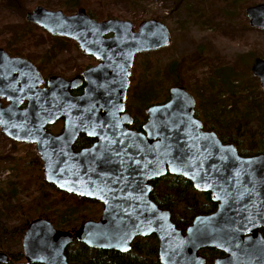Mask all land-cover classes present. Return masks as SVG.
Instances as JSON below:
<instances>
[{
    "label": "water",
    "instance_id": "water-1",
    "mask_svg": "<svg viewBox=\"0 0 264 264\" xmlns=\"http://www.w3.org/2000/svg\"><path fill=\"white\" fill-rule=\"evenodd\" d=\"M248 24L264 31V2L244 10ZM54 37L75 42L99 63L73 79L43 77L23 57L0 48V79L18 72L21 86L0 103V131L18 143L35 145L43 179L57 190L102 205L98 220H86L73 231L56 229L50 220L29 222L21 239L27 264H68L66 249L77 242L90 249L127 253L135 238L155 237L160 264H205L203 249L223 254L213 264H264V206L252 200L264 189V154L242 157L231 144L202 130L196 101L182 86H172L166 101L149 106L142 131L130 128L125 111L135 56L170 46L167 25L154 19L98 21L84 8L73 14L36 6L25 15ZM250 71L264 92V59H253ZM85 82L83 93L71 90ZM13 89V88H11ZM23 100L27 106L20 109ZM63 121L58 135L47 127ZM79 135L94 143L75 152ZM180 176L198 192L209 193L216 209L194 216L181 231L171 211L152 199L151 182ZM9 257L0 252V264Z\"/></svg>",
    "mask_w": 264,
    "mask_h": 264
},
{
    "label": "rangeland",
    "instance_id": "rangeland-1",
    "mask_svg": "<svg viewBox=\"0 0 264 264\" xmlns=\"http://www.w3.org/2000/svg\"><path fill=\"white\" fill-rule=\"evenodd\" d=\"M51 1L54 2L47 4L46 7L56 10L58 9L56 2L66 0ZM255 1L264 2L263 0ZM38 2V0H25L20 11H10L0 7V42L2 44H5L4 41L11 38L13 34L20 32L21 27H36L30 23H25V15L34 7L39 6L37 5ZM99 2L105 7V10L109 8L115 13L112 18L108 19L129 20L138 26L141 22L149 19L160 22V19L155 18L159 15L163 17L162 21L171 33L170 46L139 53L135 56L130 74V86H134L131 90L132 93L137 88L142 89L143 85L146 84L149 90L148 97L151 98L149 101H154L149 105L166 101L168 90L172 87L174 80L173 75L167 74V67L173 62L192 58L194 60L188 62L184 67L182 78L187 82L185 89L199 101V109L203 112L204 118L217 114L224 123L225 117L230 119L234 115H239L232 106V102L239 98L238 107L245 118L242 128H240V136L249 137L253 135L259 138L258 135L264 133V92L259 89V92L252 93L257 88L255 85L256 78L251 79L250 71L255 57L264 59V31L254 29L249 25V27H241L247 20L245 13L242 15L239 13L238 17L232 20L233 23L236 22L235 26L238 25L244 30L239 33V37H236L231 33H224L226 32L224 29L226 21L220 16L222 11L219 5L214 3V0H182L181 2L179 0H97V3ZM176 3L179 5L176 6ZM204 8H207L210 13L207 15L206 23L208 24V20H211L214 26H204L206 25V15L202 14ZM73 13H70L69 10L66 12V14ZM216 25L218 26L215 27ZM30 30L39 41V45L36 46L38 53L34 60H40L47 72L64 78H71L77 71L94 63L77 48L73 41L53 37L55 41L52 43L50 37L40 29ZM28 39L31 42V38ZM23 42L28 44V49L32 50V46L28 42ZM59 44H62V47ZM259 47L261 50H258V53L262 54L261 56L256 55L258 53L255 52V49ZM0 48L4 49L3 45ZM195 54L197 57L194 56ZM225 68H230L232 72L239 73L238 79H233L231 73L227 78L235 86L233 91L237 95L236 99H232L227 92L228 89L221 88L218 84L214 91L211 90L213 82L215 84L218 82L219 76L224 73ZM211 96L215 98V102L211 101ZM254 101L261 107L258 112H250L251 103ZM229 105L231 106L230 109H228ZM129 108L133 113L136 112L133 104ZM24 152H28L30 157L39 158L34 145L13 146L0 134V155L7 154L15 159ZM11 175L10 169H0V185ZM96 210L98 212L95 216L98 218L101 214L100 206L97 205ZM86 214L94 215L91 211H87ZM14 225L16 222H10V226ZM17 246L18 243H16L14 250H18L19 246Z\"/></svg>",
    "mask_w": 264,
    "mask_h": 264
},
{
    "label": "trees",
    "instance_id": "trees-1",
    "mask_svg": "<svg viewBox=\"0 0 264 264\" xmlns=\"http://www.w3.org/2000/svg\"><path fill=\"white\" fill-rule=\"evenodd\" d=\"M38 1L37 5L45 8H47V4L54 2L51 0ZM179 1L181 2L182 0ZM24 2L25 0H0V7L10 11H20ZM56 3L58 5V9L62 10L64 13L68 10L72 13L77 8L83 7L91 18L98 21L112 18L115 15V13L109 8H106L105 10V7L100 2L97 3V0H66ZM214 3L219 5L220 10L222 11L220 16L224 19V21H226V27H224L226 32L224 33H231L236 37H239V33L244 31L241 27H249L247 20H243L244 23L241 27L238 25L235 26L236 22L233 23L232 20L237 18L239 13L242 15L246 7L258 4L259 1L214 0ZM178 5L179 4L176 3V6ZM207 8L209 9L208 6ZM207 8L202 10V14L206 15L205 24L207 26H214L211 23V20H208V24L206 23L207 15H210ZM155 18L160 19V21L163 22L162 16L158 15L155 16ZM217 26L218 25L215 27ZM34 28L35 27H21L20 32L13 34L11 38L4 41L5 44L0 42V46L3 45L4 49L9 51L12 55H24L34 61L33 53L35 52L33 51L37 49H33L32 47L31 53V50H29L23 42H29V37L31 38V42L33 41L35 34L32 33L30 29ZM47 35L52 40V43L55 41L54 38H62H53L49 34ZM59 45L62 47V44ZM252 46H254V44H252ZM258 50H261V47L255 49V52L258 53ZM256 55L261 56L262 54L258 53ZM194 56L197 57L196 54ZM193 60L194 59L192 58L182 59L181 62H173L167 67V74L169 76H174L172 86L177 85L186 88L187 82L182 78V72L187 63L192 62ZM36 65L41 72L46 73V76L51 74V72H47L44 64L40 60H38ZM229 73L233 75V79L239 78V73L232 72L230 68H225L224 73L219 76L220 78L218 79V82L216 84L213 82L211 90L214 91L218 84L219 87L228 89L227 92L229 93V96L232 99H236L237 95L233 91L235 86L230 83L232 82L231 80H227ZM251 79L255 78L251 76ZM255 85L257 89L253 90L252 93L259 92L260 88L256 79ZM133 88L134 86H130L127 92V112L134 119L131 126H133L136 130H140L141 123L145 119V108L154 101H149L151 98L148 97L149 90L146 84L143 85L142 89L137 88L134 93L131 92ZM210 98L212 99V102L216 101L215 98H212V96ZM238 99L239 98H237L235 102H232V106L233 110H236L239 115H234L230 119H226L225 117L224 123L220 120L217 114L204 118L203 112L199 109L200 103L198 101L197 110L204 122V126L207 129L216 131L219 135H223L225 137L226 135L229 136V133L237 127L239 131L238 136L244 137L242 135L240 136V128H242L245 118L243 116L244 114L238 107ZM131 101L133 102L131 103ZM132 104L136 110L134 113L129 108ZM230 108L231 106L229 105L228 109ZM260 110L261 107L259 104L255 101L251 103L250 112H258ZM54 128L55 126L50 127L52 130ZM258 136L259 138H256L251 135L249 137H244V139H256L257 143L260 139L261 143H258V146H260L261 150H264V133H261ZM87 141V138L81 136L78 144L86 145L88 143ZM257 143H254L252 146H256ZM12 145L26 146L27 144L14 143ZM4 168L10 169L12 171V175L13 173L14 175L13 177L11 175L3 182V184L0 185V251L8 254L12 253V251H14V247H16V243L20 242L26 226L29 222L36 218H45L50 220L58 229L66 231L76 229L85 220L97 219L95 214L98 212V210H96L98 204L95 203V201L61 192L53 185L47 184L44 181L42 163L39 158L30 157L28 152H24L20 157L15 159L11 158L7 154L0 155V169ZM151 185L154 189L151 194V199L160 208L171 211L172 221L181 231H184L188 227L194 216L198 214H208L215 210V204L211 201L209 195L196 192L191 183L183 177L166 175L158 180L152 181ZM84 211H86V213L87 211H91L94 215H88L84 213ZM13 221L16 222V225L10 226V222ZM11 256L13 259L9 262V264H26V262L21 258V254L14 253ZM67 257L70 261L69 264H160L157 258V241L153 236L137 239L132 244L130 251L127 253L94 250L82 244L75 245L74 247L72 245L67 249Z\"/></svg>",
    "mask_w": 264,
    "mask_h": 264
},
{
    "label": "flooded vegetation",
    "instance_id": "flooded-vegetation-1",
    "mask_svg": "<svg viewBox=\"0 0 264 264\" xmlns=\"http://www.w3.org/2000/svg\"><path fill=\"white\" fill-rule=\"evenodd\" d=\"M47 9H50V8H47ZM78 9V8H77ZM50 10H52V9H50ZM57 10V9H56ZM77 11V10H76ZM75 12V11H74ZM27 23V22H26ZM205 27H207V25H204ZM35 28H37V29H40L39 27H35ZM41 31H43L42 29H40ZM43 32H45V31H43ZM46 33V32H45ZM46 34H48V33H46ZM51 36V35H50ZM52 37H54V36H52ZM72 41V40H71ZM74 42V41H73ZM32 47H33V49H36V46L37 45H39V41H38V39H37V36L36 35H34V39H33V41L32 42H28ZM74 44H75V42H74ZM26 46H28V44H26ZM77 46V45H76ZM78 48V47H77ZM30 50V49H29ZM6 51V50H5ZM7 53H8V55L9 56H11V57H23V58H25V59H27V60H29L31 63H33L34 65H35V67L37 68V70L40 72V74L42 75V77H43V84L41 85V87H44L45 86V82H46V80H47V78L48 77H50V76H53V75H56V74H53V73H51L50 75H48V76H46L45 74L46 73H44V72H41L39 69H38V67H37V65H36V63L38 62V60H34V61H32V59H30V58H28V57H26V56H24V55H22V56H19V55H12L11 53H9V51H6ZM33 52H35V53H33L34 54V59H35V57H36V54L38 53V51L37 50H35V51H33ZM37 52V53H36ZM31 53H32V50H31ZM87 56V55H86ZM91 61H93L94 63H91L92 65H88L87 67H84V68H82L81 70H79V71H77V73L75 74V75H73V76H71V78H66V79H73V78H76V77H78V76H80L81 74H82V72L83 71H85L86 69H88V68H90V67H93V66H95V65H97L98 63H99V61L98 60H95L94 58H92V57H90V56H87ZM17 76H18V72H16V73H14V74H10V75H8V76H4V78H1L0 79V103H1V105H2V107H7L10 103H11V100H9L8 99V97H14V96H12L10 93L15 89V90H17L20 86H21V83H20V80L19 79H17ZM60 76V75H59ZM84 87H85V82L82 80V82H81V84L80 85H78L76 88H74V89H72L71 90V94L73 95V96H79V95H81L82 93H83V90H84ZM11 88H13V89H11ZM195 99V98H194ZM195 101H196V106H195V113H194V116H195V118H197L201 123H202V130L203 131H205V132H213V133H215V135L218 137V139L222 142V144L223 145H226V144H231V145H233L235 148H236V150H237V152H238V154L240 155V156H242V157H249V156H254V155H258V154H264V150L262 149H260V146H258V143H261V140L259 139L258 140V143H257V140L256 139H251V138H245L244 139V137H239L238 135H239V131H238V129H237V127H236V129H233L232 131H231V133H229V136H227L226 135V137L225 136H223V135H219L216 131H213V130H209V129H207L205 126H204V122L202 121V118L200 117V114H199V112H198V110H197V104H198V101L195 99ZM27 103H28V101L27 100H23L22 101V103H21V105H20V109H24V108H26V106H27ZM153 105V104H152ZM149 106H151V105H149ZM149 106H147L146 108H145V111H146V109L149 107ZM125 111L127 112V98H126V102H125ZM128 113V112H127ZM145 120H146V115H145V119H144V121L141 123V128H142V125L144 124V122H145ZM52 126H55V128L52 130V129H50V127L51 126H49V127H47V131L49 132V133H52L53 135H58V134H60L61 133V131L63 130V121H58V122H56L54 125H52ZM130 128H133V129H135L133 126H131ZM140 128V130H137V131H142V129ZM136 130V129H135ZM0 133H1V131H0ZM81 136H84V135H79L78 137H77V139H76V141L74 142V144H73V150L75 151V152H77V151H80V150H82V149H85V148H88V147H90L93 143H94V139H92V138H88V137H86V136H84L85 138H87L88 139V143L86 144V145H80V144H78V141L80 140V137ZM7 140H9L10 141V143L11 144H14V143H18V142H15V141H12V140H10V139H8L7 138ZM254 143H257V145L256 146H252ZM20 144V143H19ZM28 145H30L31 143H27ZM32 145H34V144H32ZM35 146V145H34ZM253 149V150H252ZM2 170H8V168H4V169H2ZM8 173V172H7ZM154 190V189H153ZM153 192V191H152ZM201 193H204V192H201ZM152 194V193H151ZM204 194H208L209 195V197H210V194L209 193H204ZM211 199V198H210ZM252 200H254V201H257V202H259V203H261V206H264V189H257V194H256V196H254L253 195V197H252ZM212 201V200H211ZM213 202V201H212ZM95 203H97L98 204V206H100V208H101V210H102V205L100 204V203H98V202H96L95 201ZM214 204H215V209H216V207H217V205H218V203L217 202H213ZM100 217V216H99ZM99 217L97 218V219H94V220H98L99 219ZM88 220H92V219H88ZM86 221V220H85ZM84 222V221H83ZM52 223V222H51ZM191 223V222H190ZM53 224V223H52ZM53 226L56 228V229H58L54 224H53ZM78 228V227H77ZM76 228V229H77ZM58 230H61V229H58ZM75 230V229H74ZM63 231H66V230H63ZM70 231H73V230H70ZM258 231L262 234V236L264 237V227H261V228H259L258 229ZM25 232V231H24ZM23 236V235H22ZM152 237V236H151ZM148 238V237H147ZM21 239H22V237H21ZM137 239H143V238H135L134 240H133V242H132V244L137 240ZM157 241V240H156ZM79 243H77V242H72L68 247H67V249L70 247V246H72L73 245V247L75 246V245H78ZM18 246H19V248H18V250L16 249V250H14V251H12V253H10L11 255H13L14 253H16V254H21V258L25 261V259H24V257H23V253H22V249H21V240H20V242L18 243ZM17 246V247H18ZM132 246V245H131ZM67 249H66V257H67ZM157 251H158V242H157ZM0 252H3V251H0ZM3 253H5V252H3ZM8 257H9V259H10V261L13 259L12 258V256L10 255V254H8V253H5ZM200 254L205 258V260H206V262H205V264H213V262H214V259L215 258H217V257H222L223 256V254H221L219 251H217V250H215V249H203V250H201L200 251ZM157 258H158V256H157ZM9 261V262H10ZM9 262L7 263V264H9ZM26 262V261H25ZM67 262H68V264H69V260H68V257H67ZM27 264V263H26Z\"/></svg>",
    "mask_w": 264,
    "mask_h": 264
}]
</instances>
